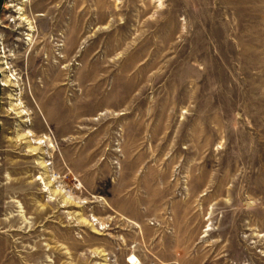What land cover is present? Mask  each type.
<instances>
[{"label":"rangeland","instance_id":"1","mask_svg":"<svg viewBox=\"0 0 264 264\" xmlns=\"http://www.w3.org/2000/svg\"><path fill=\"white\" fill-rule=\"evenodd\" d=\"M132 257L264 264V0H0V264Z\"/></svg>","mask_w":264,"mask_h":264},{"label":"bare ground","instance_id":"2","mask_svg":"<svg viewBox=\"0 0 264 264\" xmlns=\"http://www.w3.org/2000/svg\"><path fill=\"white\" fill-rule=\"evenodd\" d=\"M21 1L25 2L26 0H21ZM20 14L23 15V16L21 15L23 20H26L28 22L29 26H32L31 29H34L35 27L31 23V21L28 20V18L24 16V8L23 7H20ZM16 80H18V79L14 76V74H12V78H10L7 81L5 86H10V84H12V82L16 81ZM21 107H23V106H21ZM22 112H24V114L25 113L27 114V111H25V109ZM35 136H36L35 133L33 131L29 130L28 133L26 134V136H24V139L26 140V142H28L29 149L32 150V153L34 155L39 156V162L41 161L39 164H41L44 169L48 170V165L46 164V161L44 160V157H43L44 152L42 151L43 144H45L46 141L43 138L36 140V139H34ZM33 143L37 144L38 146H33ZM131 264H139L137 258L132 257L131 258Z\"/></svg>","mask_w":264,"mask_h":264}]
</instances>
